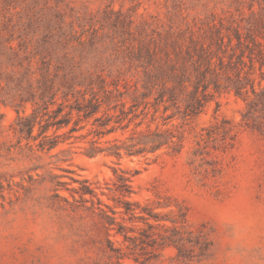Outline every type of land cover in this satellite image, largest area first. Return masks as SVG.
I'll list each match as a JSON object with an SVG mask.
<instances>
[{
	"label": "rangeland",
	"instance_id": "obj_1",
	"mask_svg": "<svg viewBox=\"0 0 264 264\" xmlns=\"http://www.w3.org/2000/svg\"><path fill=\"white\" fill-rule=\"evenodd\" d=\"M233 7V0H0V28L13 45L20 37L52 43L54 57L66 54L75 71L136 80L137 56L153 39L162 48L167 42L168 49L175 38L188 41L190 29L198 39L213 15L224 17ZM8 71L0 62V72ZM242 106L232 93L222 92L188 119L178 114L165 120L158 113L151 129L159 125L180 133L181 151L127 155L122 150L117 158L90 154L93 134L50 151L18 143L16 112L0 102V264H264V141L240 125ZM223 118L235 125L232 139L200 138L202 129ZM128 136L117 130L99 141L108 147L113 142L105 141L117 137L126 147L134 144ZM114 169L125 171L130 193L114 190ZM71 177L88 179L110 206L118 199L137 202L138 214L157 215L159 221L148 220L159 223L150 229L154 240L126 247L122 236L107 234L88 210L58 208L55 193L79 200L70 190L79 183ZM117 221L147 229L137 217L117 215ZM163 224L176 228L168 233L182 243L162 240ZM106 238L122 248V258L104 251Z\"/></svg>",
	"mask_w": 264,
	"mask_h": 264
},
{
	"label": "trees",
	"instance_id": "obj_2",
	"mask_svg": "<svg viewBox=\"0 0 264 264\" xmlns=\"http://www.w3.org/2000/svg\"><path fill=\"white\" fill-rule=\"evenodd\" d=\"M233 5L226 16L213 15L212 22L198 39L193 38L191 29L188 41L175 38L169 43L171 49L167 48V42L164 48L158 47L153 39L152 45L137 56L135 67L140 71L136 80L124 74L105 76L75 71L72 58L66 54L54 57L52 43L20 37L13 45L12 39L5 37L2 26L0 62H4L9 71L0 72V102L16 112L17 142L25 141L27 146L50 151L71 139L93 134L96 138L88 141L92 155L107 153L120 158L122 150L127 155H135L164 148L175 154L182 149V135L171 127L156 125L151 129L150 124L157 114L165 115V120L178 114L182 119L197 116L214 94L222 92L232 93L242 101L240 125L264 141V0H233ZM60 46L65 49L66 44L60 43ZM26 104L30 105L27 113ZM169 110L172 112L166 115ZM220 123L202 129L205 137L200 134V138L222 143L232 139L235 125L224 118ZM81 130L86 133L75 134ZM117 130L129 132L126 140L134 144L122 147L117 144L120 139L113 137L105 141L113 142L112 145H100V138ZM133 147L136 148L132 150ZM116 171L114 169V190L124 196L130 193L129 177L124 170L121 174ZM71 180L79 183L70 189L78 194L79 200L73 194V200L69 201L55 193L58 208L88 210L107 234L114 230L115 235L122 236L121 243H127L126 247L154 240L150 229L159 223L148 220L159 221L157 215L150 211H147L148 217L138 214L137 202L118 199L110 206L101 200L88 179L71 177ZM100 193L105 194L101 189ZM87 202L90 204L86 205ZM117 215L142 219L147 229L127 227L117 221ZM160 226L165 232L159 233L162 240L182 243L181 238L168 233L177 232L176 228ZM129 231H136L137 235H129ZM105 240L104 251L110 257L124 256L121 247H114L108 238Z\"/></svg>",
	"mask_w": 264,
	"mask_h": 264
}]
</instances>
